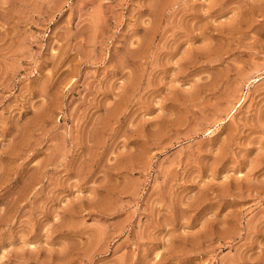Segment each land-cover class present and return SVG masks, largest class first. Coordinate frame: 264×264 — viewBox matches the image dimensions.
Segmentation results:
<instances>
[{"label": "rangeland", "instance_id": "1", "mask_svg": "<svg viewBox=\"0 0 264 264\" xmlns=\"http://www.w3.org/2000/svg\"><path fill=\"white\" fill-rule=\"evenodd\" d=\"M0 264H264V0H0Z\"/></svg>", "mask_w": 264, "mask_h": 264}]
</instances>
